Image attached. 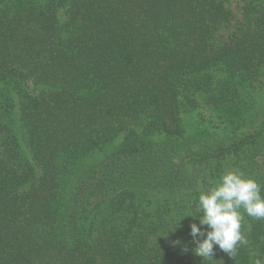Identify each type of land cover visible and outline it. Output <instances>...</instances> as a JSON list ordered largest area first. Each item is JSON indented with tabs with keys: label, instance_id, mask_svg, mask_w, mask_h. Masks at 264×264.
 <instances>
[{
	"label": "trees",
	"instance_id": "1",
	"mask_svg": "<svg viewBox=\"0 0 264 264\" xmlns=\"http://www.w3.org/2000/svg\"><path fill=\"white\" fill-rule=\"evenodd\" d=\"M228 2L0 0V264L264 259L243 209L233 257L190 235L225 171L264 195V0L216 44Z\"/></svg>",
	"mask_w": 264,
	"mask_h": 264
},
{
	"label": "clouds",
	"instance_id": "2",
	"mask_svg": "<svg viewBox=\"0 0 264 264\" xmlns=\"http://www.w3.org/2000/svg\"><path fill=\"white\" fill-rule=\"evenodd\" d=\"M198 205L202 215L192 216L198 218L200 226L191 223L190 235L195 244L193 251L201 258H212L214 246L233 257L238 246L247 244L241 231L243 215L240 209L249 217L264 219L261 186L238 170L225 171L213 186L201 191ZM205 225L206 229L201 227ZM254 264H264V259L258 257Z\"/></svg>",
	"mask_w": 264,
	"mask_h": 264
},
{
	"label": "rangeland",
	"instance_id": "3",
	"mask_svg": "<svg viewBox=\"0 0 264 264\" xmlns=\"http://www.w3.org/2000/svg\"><path fill=\"white\" fill-rule=\"evenodd\" d=\"M245 1L247 0H229L227 5L232 9L235 15V19L231 27L228 29V31L224 33L222 31L218 32L216 44H222L223 42L227 41L228 37L230 36V33L240 28L239 22L243 20V11H244V6L246 4ZM252 116H254L257 120H260L264 117V88L263 90H260V92L257 95ZM121 140L122 137L119 138L118 142H120ZM214 254L217 258L219 259L221 258L222 260H225L227 256V253L224 252L223 250L220 251L216 250Z\"/></svg>",
	"mask_w": 264,
	"mask_h": 264
}]
</instances>
